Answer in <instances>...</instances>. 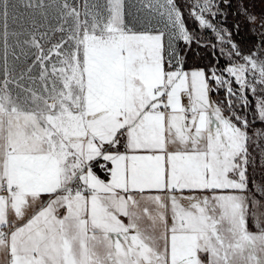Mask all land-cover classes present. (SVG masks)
Listing matches in <instances>:
<instances>
[{
    "label": "snow or ice",
    "instance_id": "snow-or-ice-1",
    "mask_svg": "<svg viewBox=\"0 0 264 264\" xmlns=\"http://www.w3.org/2000/svg\"><path fill=\"white\" fill-rule=\"evenodd\" d=\"M225 2L0 0V264H264V20L245 52Z\"/></svg>",
    "mask_w": 264,
    "mask_h": 264
},
{
    "label": "rangeland",
    "instance_id": "rangeland-1",
    "mask_svg": "<svg viewBox=\"0 0 264 264\" xmlns=\"http://www.w3.org/2000/svg\"><path fill=\"white\" fill-rule=\"evenodd\" d=\"M183 2L184 0H180V3L183 5ZM238 4H239V9L241 11V4H243L244 7H246L248 9V11L252 14H254L255 16L258 17V20H264V0H238ZM227 5H230V6H227ZM223 7V10H224V13H225V16L224 17H221V20L223 22V26L228 28L231 32H232V39L233 41L239 45L245 52L247 51H250L254 48H256L258 45L261 44V29L259 28V25H252L250 24L246 19H245V16L241 14V16L243 17V21L245 22V24L251 28L250 32L254 33L256 36H257V39H258V43L255 45L253 44H241L237 38L235 37V33L238 31V29L235 27V25H237V21H236V18H234L231 13H230V10L232 9V2L230 0H226L225 4L222 5ZM20 12L21 13H24V12H29L31 10H28V9H25L22 5L20 7ZM37 19H40L39 16H37ZM239 25V24H238ZM198 31V30H197ZM211 34L210 33H205V36H210ZM212 38V41L215 42V38L214 37H211ZM225 63L224 60H221V64L223 65ZM188 67V66H186ZM220 94V97H221V100L224 99V92L223 90H221L219 92ZM212 98L213 100L214 97H213V94H212ZM251 99V97H250ZM257 127H260V126H257ZM99 174V173H98ZM101 176V178H104V176L102 174H99Z\"/></svg>",
    "mask_w": 264,
    "mask_h": 264
},
{
    "label": "trees",
    "instance_id": "trees-1",
    "mask_svg": "<svg viewBox=\"0 0 264 264\" xmlns=\"http://www.w3.org/2000/svg\"><path fill=\"white\" fill-rule=\"evenodd\" d=\"M232 2V9L230 10L231 15L236 18L237 23L239 24L238 31L235 33V37L241 44H253L256 46L258 43L257 36L250 32L251 28L248 27L243 21V17L241 16V11L239 9L238 0H230ZM189 27L195 28V25L191 20L188 21ZM214 58L212 55V51L210 48L198 47L196 44L192 45V48L188 51L186 56V66L192 67H207L210 64L214 63ZM221 100L220 94L213 93ZM256 126H260L257 123Z\"/></svg>",
    "mask_w": 264,
    "mask_h": 264
},
{
    "label": "crops",
    "instance_id": "crops-1",
    "mask_svg": "<svg viewBox=\"0 0 264 264\" xmlns=\"http://www.w3.org/2000/svg\"><path fill=\"white\" fill-rule=\"evenodd\" d=\"M213 97L215 100H219L218 97L216 95L213 94ZM185 103H187V101L185 100ZM97 173L102 174L103 176L105 175L104 173L100 172L99 169H97Z\"/></svg>",
    "mask_w": 264,
    "mask_h": 264
}]
</instances>
